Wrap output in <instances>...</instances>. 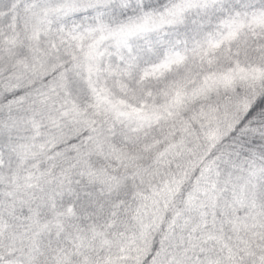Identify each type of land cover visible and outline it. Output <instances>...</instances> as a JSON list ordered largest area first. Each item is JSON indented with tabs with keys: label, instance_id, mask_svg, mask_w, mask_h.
<instances>
[{
	"label": "snow or ice",
	"instance_id": "6c2138e0",
	"mask_svg": "<svg viewBox=\"0 0 264 264\" xmlns=\"http://www.w3.org/2000/svg\"><path fill=\"white\" fill-rule=\"evenodd\" d=\"M0 264H264V0H0Z\"/></svg>",
	"mask_w": 264,
	"mask_h": 264
}]
</instances>
